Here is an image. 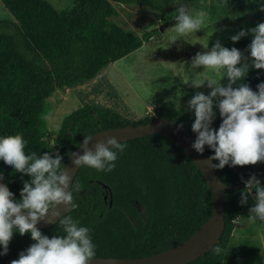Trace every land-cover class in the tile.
Returning <instances> with one entry per match:
<instances>
[{
  "label": "trees",
  "instance_id": "obj_1",
  "mask_svg": "<svg viewBox=\"0 0 264 264\" xmlns=\"http://www.w3.org/2000/svg\"><path fill=\"white\" fill-rule=\"evenodd\" d=\"M193 8L209 11L211 19L231 16L242 19L247 6L264 22L262 6L252 0H181ZM13 20L0 19V137L21 134L25 153L37 156L48 152L43 141L44 101L60 88L92 79L103 67L140 48L155 33L136 34L114 22V3L145 5L161 13L165 22L177 14L175 0H74L57 10L46 0H0ZM250 39H241L226 48H248ZM249 69L233 84H247L253 91L264 82V69L252 67L250 50H242ZM243 63V61H242ZM227 77L221 84L226 86ZM156 116L176 120L188 131L194 112L170 106H158L152 115L129 121L116 110L90 104L82 105L62 120L54 138L55 150L62 157V167L78 143L98 130L147 122ZM220 126L219 109L211 127ZM112 171H98L81 166L72 181L73 200L78 207L66 215L90 229L95 245L94 257H142L175 246L189 237L211 214L212 195L200 169L186 151L172 139L158 134L121 142ZM210 156L213 150L205 146ZM218 163V161H213ZM229 165L217 169L221 181L232 188L225 191V228L219 241L207 252L187 264H264L259 243L250 236L245 247L230 242L236 219L249 221V209L255 205V190L241 204L244 181L255 175L264 186V162L256 165ZM0 172L17 201L25 181L31 177L16 172L0 160ZM80 185L79 190L76 185ZM264 221L256 219L259 225ZM52 238L62 236V226L39 229ZM35 243L30 233L18 231L0 255V264H10L21 252ZM219 247L217 253L214 249ZM3 251L0 246V252Z\"/></svg>",
  "mask_w": 264,
  "mask_h": 264
},
{
  "label": "clouds",
  "instance_id": "obj_2",
  "mask_svg": "<svg viewBox=\"0 0 264 264\" xmlns=\"http://www.w3.org/2000/svg\"><path fill=\"white\" fill-rule=\"evenodd\" d=\"M175 4L179 7L173 28L176 35L171 37V42L209 27V11L203 8L193 11L181 0H175ZM225 4L226 0L218 2V6L224 7ZM247 33L253 35L248 45L251 66L264 69V22ZM247 33L241 30L230 39L237 42ZM204 47L207 48V43ZM198 67L211 70L212 74L201 76L199 72L194 77L185 78L183 83H190L194 88L206 84L211 91L208 95L197 92L188 102L195 115L191 130L196 133V138L191 147L199 154H203L205 146L213 150L214 155L206 160L213 169L264 162V82L257 85V91L247 84L232 87L246 76L249 64L237 48L222 47L219 41L209 51L195 54L191 68ZM218 73H222L220 79L216 77ZM224 77L228 79L226 86L221 84ZM214 103L222 118L218 129L211 127L215 119ZM90 140L91 136H85L79 145L80 151L70 153L73 166L112 171L117 152H123L126 145L114 136H106L90 148ZM25 146L26 141L19 133L0 137V160L16 172L31 177L30 181L24 182L18 201L6 185L0 184V246L3 248L0 255L7 254L15 230L21 236L30 233L35 243L10 264H89L96 254L90 229L79 226L72 216L61 213V208L67 212L78 207L71 190L72 175L66 166L62 167L63 157L58 152H45L39 156L35 152L26 154ZM244 185L242 205L255 190V205L249 209V221L255 223L257 218L264 221V186L254 174L244 181ZM75 187L79 190L80 185ZM40 221L47 224L58 221L65 234L49 238L36 227ZM214 250L221 251L219 247Z\"/></svg>",
  "mask_w": 264,
  "mask_h": 264
},
{
  "label": "rangeland",
  "instance_id": "obj_3",
  "mask_svg": "<svg viewBox=\"0 0 264 264\" xmlns=\"http://www.w3.org/2000/svg\"><path fill=\"white\" fill-rule=\"evenodd\" d=\"M46 1L55 9L62 10L74 0ZM252 1L264 7V0ZM182 3L196 11L192 3ZM113 5L117 14L111 19L120 26L136 34L153 30H156V33L140 48L107 64L92 79L57 89L44 101L43 121L46 129L42 139L50 154L56 153L54 138L64 117L85 104L110 107L129 121H140L145 116L152 115L158 106H169L168 103L178 109L194 112L188 107L190 99L197 92L208 95L211 89L206 84L194 88L190 83L184 84L183 80L194 77L199 72L201 76L212 72L204 70L203 67L192 69V58L197 52L209 51L217 41L222 47L230 46L234 43L230 39L232 36L241 30L247 33V30L260 23L247 6L242 19L231 16L216 20L209 18V27L178 38L173 43L171 37L176 35L173 31L175 23L160 31L159 26L163 22L159 11L145 5ZM175 6L179 7L178 4ZM0 19L13 20L1 2ZM241 39L252 40L253 35L247 33ZM206 43L207 48L204 47ZM221 76L222 73L216 74L217 79ZM179 102H182L183 106L179 105ZM215 109L214 103V112ZM234 223L230 242L237 247H245L246 241L252 236L264 253V222L257 225L236 219Z\"/></svg>",
  "mask_w": 264,
  "mask_h": 264
},
{
  "label": "water",
  "instance_id": "obj_4",
  "mask_svg": "<svg viewBox=\"0 0 264 264\" xmlns=\"http://www.w3.org/2000/svg\"><path fill=\"white\" fill-rule=\"evenodd\" d=\"M175 18L176 15L172 19L163 22L159 26L160 31L165 30L167 27L175 23ZM238 50L241 52L242 50L250 49L240 48ZM221 123L222 118L220 117V124ZM154 133H158L172 139L186 151V153L198 166L211 191V214L189 237L179 244L163 251L142 257H93L89 264H187L210 250L219 241L223 234L225 228V191L232 188V186L221 181L217 169L210 168L206 161L210 154L206 149H204L203 154H199L191 147L196 136L188 131L184 126L179 124L176 120L169 117L156 116L143 123L126 124L123 126L101 129L88 135L91 136L89 147H93L97 141L105 139L106 136H114L118 142H124ZM81 142L82 140L72 152L80 151L79 145ZM64 166H66L67 170L72 175L73 181L75 174L81 166H73L70 156ZM230 167L240 176V183L233 186V188H238L243 181L242 174L235 166ZM0 184L6 185L1 172ZM67 212L61 208L62 214H66ZM53 224L54 223L47 224L44 221H40L37 223L36 227L38 229H42Z\"/></svg>",
  "mask_w": 264,
  "mask_h": 264
},
{
  "label": "crops",
  "instance_id": "obj_5",
  "mask_svg": "<svg viewBox=\"0 0 264 264\" xmlns=\"http://www.w3.org/2000/svg\"><path fill=\"white\" fill-rule=\"evenodd\" d=\"M177 101H178V99H177ZM182 102H179V105H182L183 106V104H181ZM167 105H169L170 107H172V108H174V109H177V110H179V111H183V112H188V111H185V110H182V109H178V108H176L174 105H172V104H167ZM148 112V111H147ZM146 112V113H147ZM145 113V114H146ZM252 238H254V237H252ZM255 239V238H254ZM256 240V239H255ZM258 242V241H257Z\"/></svg>",
  "mask_w": 264,
  "mask_h": 264
}]
</instances>
